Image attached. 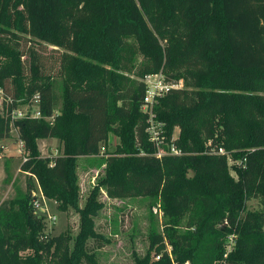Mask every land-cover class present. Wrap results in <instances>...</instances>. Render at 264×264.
I'll return each instance as SVG.
<instances>
[{
	"label": "trees",
	"instance_id": "16d2710c",
	"mask_svg": "<svg viewBox=\"0 0 264 264\" xmlns=\"http://www.w3.org/2000/svg\"><path fill=\"white\" fill-rule=\"evenodd\" d=\"M26 38L65 51L59 78ZM157 73L183 87L151 118L141 79ZM0 92V143L17 130L36 182L0 202V264H98V191L161 204L165 230L134 264H264V0H0ZM111 133L119 143L81 206L78 159L100 156ZM41 139L60 154L43 157ZM38 188L78 213L75 237L46 232Z\"/></svg>",
	"mask_w": 264,
	"mask_h": 264
},
{
	"label": "rangeland",
	"instance_id": "374dc122",
	"mask_svg": "<svg viewBox=\"0 0 264 264\" xmlns=\"http://www.w3.org/2000/svg\"><path fill=\"white\" fill-rule=\"evenodd\" d=\"M28 40L29 38H26L21 41V48L23 50L35 48L41 56L42 63L46 66L47 73L59 78L60 59L65 51L45 43H29ZM140 60L141 57H138V63ZM1 101L2 94L0 93V104ZM23 110L25 112L16 114L17 118L27 114L28 109ZM31 110L33 115H38L35 106ZM177 134L178 130L175 131V136ZM164 138L165 136L161 138L162 142L159 146L161 151L165 148ZM118 143L119 138L111 133L100 156L78 159L77 174L81 206H84L89 194L103 178L105 158L115 150ZM6 147L8 148L7 153ZM38 147L43 157H55L60 154V143L56 139H41L38 141ZM0 148V202H2L14 198L17 189L25 192L30 181L33 184L36 182L21 170V165L25 162L27 155L16 129H13L11 138L0 143ZM231 175L237 178L235 170H231ZM98 199L103 204V208L95 217V228L99 234L109 240V243L103 240H91L89 250L96 253L98 264H134V252L141 256L146 254L150 231L154 228L163 233L165 230L166 217L161 204L154 203V199L149 197L108 198L103 191H98ZM49 208L51 214H54L57 219L55 223L46 221L48 232L53 236L69 232L75 237L79 231L78 213L74 210L62 212L52 201L49 203ZM258 208L257 201L249 204V209ZM169 250H172V247H169Z\"/></svg>",
	"mask_w": 264,
	"mask_h": 264
},
{
	"label": "built area",
	"instance_id": "2783aa9c",
	"mask_svg": "<svg viewBox=\"0 0 264 264\" xmlns=\"http://www.w3.org/2000/svg\"><path fill=\"white\" fill-rule=\"evenodd\" d=\"M141 80L143 81L146 88L142 109L144 112H147L151 118H153L152 115L154 107L159 102L160 98L167 95L172 89L183 87L182 81H180L179 83L168 82L166 77L162 73L149 74L144 76ZM148 132L151 142H153L158 148V156L161 157L163 152L159 149V146L162 142L161 138L163 139V130L160 128V126L158 127V125L156 126L154 124H151ZM171 152L174 154H178V150L175 147H172ZM31 196L35 213L44 216L46 221L55 223L57 218L54 214H51L49 208V203L51 201L43 195L40 188H38V190H34ZM46 232L49 233L48 230H46ZM157 259H159V257Z\"/></svg>",
	"mask_w": 264,
	"mask_h": 264
},
{
	"label": "crops",
	"instance_id": "0c3cea01",
	"mask_svg": "<svg viewBox=\"0 0 264 264\" xmlns=\"http://www.w3.org/2000/svg\"><path fill=\"white\" fill-rule=\"evenodd\" d=\"M6 149H7V151H6V153H7V152H8V148L6 147ZM6 149H5V150H6Z\"/></svg>",
	"mask_w": 264,
	"mask_h": 264
}]
</instances>
